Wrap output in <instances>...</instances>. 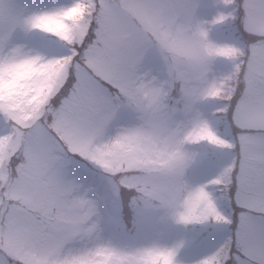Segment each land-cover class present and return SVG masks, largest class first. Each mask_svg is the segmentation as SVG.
I'll list each match as a JSON object with an SVG mask.
<instances>
[{"label":"snow or ice","instance_id":"obj_1","mask_svg":"<svg viewBox=\"0 0 264 264\" xmlns=\"http://www.w3.org/2000/svg\"><path fill=\"white\" fill-rule=\"evenodd\" d=\"M222 2L233 6V31L243 30L249 41L247 72L254 76L264 70V0ZM85 4L91 13L87 20L72 19L54 35L50 25H60ZM199 7L194 0H70L52 6L41 0H0V73L6 76L16 67L28 44L72 57L59 90L42 105L25 109L0 101V264H55V251L90 226L70 219L66 210L91 207L112 186L102 156L109 147L105 141L127 118L138 92L143 57L137 25L155 28L181 19L199 25ZM224 20L220 14L213 23ZM219 51L209 47L210 53ZM39 59L29 56L26 62ZM189 136L208 143V124ZM215 163L207 152L181 157V168L197 175ZM234 171L240 174L227 196L232 209L227 234L216 228L194 233L189 241L193 248L227 243L195 264H264V174L246 171L242 159ZM248 185L252 190H243ZM199 194L208 196L203 189ZM215 218L224 219L218 213ZM179 219L188 218L181 213ZM157 254L176 264L175 249Z\"/></svg>","mask_w":264,"mask_h":264},{"label":"clouds","instance_id":"obj_2","mask_svg":"<svg viewBox=\"0 0 264 264\" xmlns=\"http://www.w3.org/2000/svg\"><path fill=\"white\" fill-rule=\"evenodd\" d=\"M215 6L217 11L211 18L198 17L203 22L199 25L196 20L183 19L155 28L138 24L143 57L139 77L159 76L173 87L179 84L180 95L176 100L179 113L178 106L186 104V100L184 85L177 73L190 67L181 48L190 46L199 57L202 70L208 72V79L202 80L196 91L197 99L206 94L209 80L214 81L216 89L214 99L195 107L215 128L222 144L185 143V134L193 123L186 118L182 130L173 137L172 150L161 157L165 167L157 174L158 187L143 183L128 187L122 183L126 176L143 173L107 169L112 186L98 201L91 207L66 210L70 219L77 218L90 226L81 228L63 250L55 251V264H169L166 255L157 254V250L164 249L176 250V264H195L201 257L195 260L184 257L194 233L220 228L227 234L232 216L227 196L233 189V177L240 174L234 171V165L242 159L246 171L264 174V70L249 76V41L243 30L233 31L234 21L230 18L233 6L222 0H217ZM220 14L224 15V22L213 23ZM89 15L85 4L72 17H65L60 25L52 23L50 28L55 29L54 35H60L65 31L63 25L72 19L83 24ZM222 24L230 25L231 32L226 39H216L211 33L215 26ZM202 29L207 35H201ZM209 47L222 51L210 53ZM29 56L41 59L26 62ZM71 59V56H53L47 49L28 44L15 62L16 67L6 76L0 73V101L7 99L25 109L42 105L59 90ZM250 112L258 113L259 118L241 119L242 114ZM147 130L148 124L139 106H131L127 118L113 127L105 143L111 147L128 134ZM253 148L259 150L253 152ZM193 150L207 152L216 162L214 167L199 175L191 168L182 169V155ZM200 189L208 196L200 195ZM243 190H252L251 185ZM181 213L188 218L187 222L179 219ZM215 213L224 219L217 221ZM205 216L207 220L203 219ZM226 243V240L217 241V247L205 255L224 248Z\"/></svg>","mask_w":264,"mask_h":264},{"label":"rangeland","instance_id":"obj_3","mask_svg":"<svg viewBox=\"0 0 264 264\" xmlns=\"http://www.w3.org/2000/svg\"><path fill=\"white\" fill-rule=\"evenodd\" d=\"M67 2H70V0H56L54 5ZM194 2L200 5L197 14H199L204 6L212 9V12L208 16L200 17V15H198L200 18L209 19L217 11L215 6L217 0H194ZM230 28L231 26L227 24L215 26L211 35L216 39H220L214 36L213 32L217 34L226 33ZM181 53L188 60L190 65L188 70H182L177 73L179 80H181L184 85L183 94L186 99V104L182 103L178 106L181 111L179 113L177 112V104L173 106L168 104L170 101L167 97V93L172 91L174 87L168 83L165 78L159 76L154 77L153 75H141L138 82V92L136 97L132 100L131 105L132 107L139 106L140 114L145 117L148 124V130L133 132L126 135L111 147H107L103 153V163L110 171L117 172L122 169H142L145 171L146 175H133L124 181V183L130 186L141 183L150 184L153 185V187L159 186L156 183L157 174L165 167L161 157L172 150L171 145L173 137L176 132L182 130L183 122L186 118L191 119L193 123L192 127L185 134V143H201L191 139L189 134H194L202 123L208 124L211 140H219L215 128L206 119L198 123L196 122V117L201 115L199 109L196 108L195 105L215 98V95H212V92L216 91L214 81L209 80L206 86V94L200 95L199 99H197L196 91L201 81L208 79V72L207 70H202L201 61L190 46L181 48ZM166 75L165 73V77ZM170 98H172V96H170ZM175 100H177V98H175ZM246 114L247 118L250 119L259 118L258 113L255 112ZM177 117L179 118L177 119ZM241 119H243L242 116ZM173 120H175V123H172ZM170 124L171 127L169 126ZM177 125H180V127L178 128ZM205 139H207V137H205ZM211 140L207 144L213 145ZM254 149L255 148H253V152L259 150L258 148ZM214 244V241H209L205 254L209 253L214 248ZM196 249L198 248H193L190 245L184 252L195 251ZM184 257L190 259L188 255H184Z\"/></svg>","mask_w":264,"mask_h":264}]
</instances>
